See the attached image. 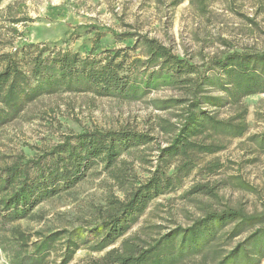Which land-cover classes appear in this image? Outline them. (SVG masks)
I'll return each instance as SVG.
<instances>
[{
    "label": "rangeland",
    "instance_id": "obj_1",
    "mask_svg": "<svg viewBox=\"0 0 264 264\" xmlns=\"http://www.w3.org/2000/svg\"><path fill=\"white\" fill-rule=\"evenodd\" d=\"M13 1L24 4L28 19L15 25L19 33L13 40L15 48L45 46L55 52L77 53L81 58L96 60L121 51L116 62L122 61L124 67L135 58L145 59L142 37L156 40L201 71L208 67L210 58L221 57L228 50L258 49L260 45L255 39L262 40L260 36H263L253 38L246 33L241 16L252 14L246 0H240L238 13L226 11L216 2L204 16H196L188 0H3L0 9ZM256 22L264 30V13L256 17ZM72 88L76 91L59 89L54 94L42 95L17 120L0 129L3 164L18 159L21 163L36 160L61 143L65 136L96 130L127 127L149 134L155 141L131 147L121 154L120 160L126 162L124 167L128 169L123 188L120 189L103 171L102 165L94 161L70 189L43 200L21 219L0 223V264H28L19 261L26 253L32 255L31 244L40 235L62 230L78 229L82 237L75 240L77 247L67 264H89L107 250L119 247L124 239H131L145 248L177 227L191 226L206 213H219L226 208L240 209L248 214L264 211V141L260 142L264 136V94H253L242 99L247 109V131L242 137H213V142L222 146L221 150L197 154L193 169L177 188L154 197L112 246L101 252L92 251L90 247L96 241L89 230L98 223L105 198L110 195L121 200L129 183L134 186L143 183L158 164L157 146L166 144V137L155 127L157 118L167 116L175 120L170 117L175 109L157 111L151 102L175 98L179 93L162 88L149 91L136 100H125L100 97L89 88ZM222 93L211 90L212 96H223ZM230 108L229 105L205 107L219 119L232 116L234 110ZM166 160L168 173H171L176 160ZM117 165L120 168L121 165ZM200 186H207V189L197 190ZM208 189H213L214 196L207 193ZM16 228L23 234V242L13 234ZM228 228L217 231L213 244L216 255L210 252L206 258L203 253L186 256L177 264H214L246 236L244 233L231 241L220 236ZM62 240L58 239L32 264H59ZM259 264H264V258Z\"/></svg>",
    "mask_w": 264,
    "mask_h": 264
},
{
    "label": "trees",
    "instance_id": "obj_2",
    "mask_svg": "<svg viewBox=\"0 0 264 264\" xmlns=\"http://www.w3.org/2000/svg\"><path fill=\"white\" fill-rule=\"evenodd\" d=\"M246 1L252 14L241 17L249 36L263 35L262 40L255 39L260 47L228 50L221 57L210 58L208 67L203 64L206 69L201 71L174 55L168 47L146 37L141 39L145 59L135 58L126 67L122 61L116 62L121 51L96 60L81 58L77 53L55 52L45 46L15 48L13 40L19 36L15 25L28 20L24 4L13 1L0 9V129L17 120L42 95L54 94L59 89L76 91L73 86L89 88L100 97L125 100H136L162 88L179 93L175 98L151 102L157 111L175 109L170 114L175 120L167 116L157 118L155 127L166 137V144L157 146L158 164L143 183L137 186L129 183L121 200L110 195L105 198L99 221L89 230L96 241L90 247L92 251L101 252L112 246L154 197L177 188L193 169L197 154L221 150L222 146L214 143L213 137L237 138L246 133L247 109L242 99L264 94V30L256 22V17L264 13V0ZM216 2L231 13H238L241 6L240 0H188V5L196 16H204ZM222 43L228 46L225 40ZM212 89L223 92V96H212ZM225 105L234 110L227 119H219L205 109ZM154 141L149 134L120 127L67 135L36 160L21 163L18 159L10 164L0 160V223L21 219L43 200L70 189L94 161L123 188L128 169L124 167L126 162L120 160L121 154L131 147ZM166 158L176 160L171 173H168ZM204 189L207 186L197 187V190ZM207 193L214 196L213 189ZM225 227L229 228L220 236L230 241L244 233L246 236L214 264H259L264 258V211L248 214L233 208L206 213L191 226L177 227L145 248L124 239L119 247L107 250L89 264H177L183 257L201 253L206 258L210 252L216 255L213 246L216 234ZM12 232L19 241H24L18 228ZM58 239H63L59 264H67L75 253V240L82 239L78 229L40 235L31 244L32 255L26 253L19 262L35 263Z\"/></svg>",
    "mask_w": 264,
    "mask_h": 264
}]
</instances>
